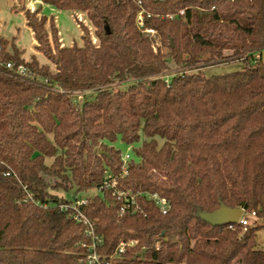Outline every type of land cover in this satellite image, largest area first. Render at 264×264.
<instances>
[{
	"label": "trees",
	"instance_id": "trees-1",
	"mask_svg": "<svg viewBox=\"0 0 264 264\" xmlns=\"http://www.w3.org/2000/svg\"><path fill=\"white\" fill-rule=\"evenodd\" d=\"M141 1L42 0L87 14L99 44L82 25L84 43L72 46L54 19L26 9L55 70L0 38V264H88L86 227L60 206L107 172L171 208L137 197L140 209L122 214L111 188L89 196L102 258L135 241L114 264H264V0ZM231 61L243 67L204 74ZM119 138L142 140L124 176ZM222 204L256 217L214 226L198 215Z\"/></svg>",
	"mask_w": 264,
	"mask_h": 264
},
{
	"label": "rangeland",
	"instance_id": "rangeland-1",
	"mask_svg": "<svg viewBox=\"0 0 264 264\" xmlns=\"http://www.w3.org/2000/svg\"><path fill=\"white\" fill-rule=\"evenodd\" d=\"M31 1L32 0H0V38H5L10 42L14 41L19 49H21L22 57L26 61L31 60L35 54L40 64H48L53 70H55L54 65L47 59V57L36 49L34 33L27 25L25 11L26 9H30L27 5ZM33 5L36 9L39 8L41 10L42 15L54 19L59 30L61 42L65 46H72L74 44L83 45L82 25H85L89 29L93 42L95 44H99L95 35V28L85 12L61 10L52 5H40L34 1ZM47 28L50 31V27L47 26ZM8 49L13 50V46L10 44ZM242 67L243 63L241 61L213 64L204 68V74L209 76L213 74L226 73L241 69ZM89 94H91L90 91L78 93L75 98L80 99L83 97V99H85V97ZM141 143L142 140L129 145L124 143L119 138L113 143V145L117 149H120L123 155L130 154L131 157L134 158L135 148L141 145ZM47 162L48 164H51L53 162V158L48 159ZM53 192L59 195H65V192L62 190H53ZM93 194H98L96 189H90L85 192V195L92 196ZM260 239L261 234L258 235V240L260 241Z\"/></svg>",
	"mask_w": 264,
	"mask_h": 264
},
{
	"label": "built area",
	"instance_id": "built-area-1",
	"mask_svg": "<svg viewBox=\"0 0 264 264\" xmlns=\"http://www.w3.org/2000/svg\"><path fill=\"white\" fill-rule=\"evenodd\" d=\"M139 4L140 6H142L141 0H139ZM181 13H184V11L182 10ZM145 14L146 12L143 9H141L137 16V23L141 28H145V22H144ZM144 32L151 37H154L156 35V31L154 29H144ZM7 66L9 68L12 67L11 64H7ZM18 70L21 73H24L26 71L24 66H20ZM79 100L82 101L83 97H81ZM131 158L132 157L130 154H126V155L122 154V160H123L122 176L128 173L127 164L129 163ZM104 186L111 188L113 190V195L118 196L119 200L122 203V208L120 211L122 214L127 210L129 205H131V208H134L135 210L140 209V205L137 201V197H143L148 201L153 202L159 207V209L163 213H167L171 208L170 201L165 197L161 196L158 192L141 191L138 194L132 192L129 193L124 192L122 189L119 188L118 178L114 177L109 172L106 173L104 184L95 189L97 190L98 193H101ZM89 196L90 195H83L77 197L73 200V202L61 204L60 207L65 212L67 211L72 212L76 221L79 223H83L86 227L85 233L87 237H89L90 241L83 243L82 246L86 249L88 264H114L112 260L119 257L122 253H124L128 246L134 245L135 241H128V242L122 241L118 246L115 255H113L110 259L102 258L99 254L98 247L102 243L103 238L99 234H97L95 222L91 220L84 212V208L87 207L88 205ZM29 198H32V195L30 193H29ZM255 217H256V211H252L248 214H245V209L243 208V214L239 222L247 226L251 224L252 220Z\"/></svg>",
	"mask_w": 264,
	"mask_h": 264
},
{
	"label": "water",
	"instance_id": "water-1",
	"mask_svg": "<svg viewBox=\"0 0 264 264\" xmlns=\"http://www.w3.org/2000/svg\"><path fill=\"white\" fill-rule=\"evenodd\" d=\"M242 214L243 208H232L226 206L225 204H222L219 209L212 212L199 211L198 213L202 220L214 226H224L239 223ZM146 251L147 250L144 249L141 253L138 254V256L144 257Z\"/></svg>",
	"mask_w": 264,
	"mask_h": 264
},
{
	"label": "crops",
	"instance_id": "crops-1",
	"mask_svg": "<svg viewBox=\"0 0 264 264\" xmlns=\"http://www.w3.org/2000/svg\"><path fill=\"white\" fill-rule=\"evenodd\" d=\"M33 1L34 2H36V3H39L40 5H46V3H43L42 2V0H32L31 2H29L28 3V7L32 10V11H34L36 8L34 7V5H33ZM77 12V11H76ZM39 15H42V13H41V10H40V13H39ZM49 19H52V18H49ZM27 21V20H26ZM47 26H49V22H48V24H47ZM33 32V31H32ZM34 33V32H33ZM60 35V34H59ZM35 43H36V46H37V44H38V42H37V40H36V38H35ZM62 43V42H61ZM12 44H15V42L13 41V43ZM16 45V44H15ZM62 46H65L63 43H62ZM16 47L19 49V47L16 45ZM19 50H21V49H19ZM37 51V50H36ZM38 52V51H37ZM33 56H35L36 57V55L34 54ZM261 58L263 59V61H264V51L262 52V54H261ZM30 61V60H29ZM259 234H261V239H260V241L258 240V242L260 243V244H264V228L263 229H261L259 232H258V235ZM258 235H257V239H258Z\"/></svg>",
	"mask_w": 264,
	"mask_h": 264
}]
</instances>
